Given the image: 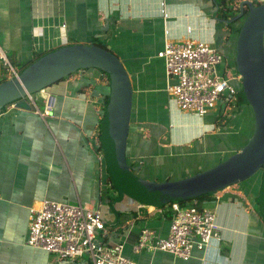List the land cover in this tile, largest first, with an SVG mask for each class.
Here are the masks:
<instances>
[{"label":"crops","instance_id":"0c3cea01","mask_svg":"<svg viewBox=\"0 0 264 264\" xmlns=\"http://www.w3.org/2000/svg\"><path fill=\"white\" fill-rule=\"evenodd\" d=\"M217 9L213 0H0V49L25 67L35 49L106 46L126 69L133 90L127 163L139 167L144 179L179 180L239 151L253 132L246 104L239 106L237 121L230 118L222 127L216 126L222 110L204 117L184 113L166 91L164 62L156 55L165 43L186 40L207 43L222 54L219 72L231 69L238 89L234 65L240 22L226 23ZM107 92L100 72L88 69L34 95L31 111L8 105L0 112V264H90L84 256L64 260L27 246L30 209L43 200L98 211L108 227L97 239L122 244L135 264H264V220L254 201L258 176L203 202L216 215L219 242L193 251L188 261L158 251L133 253L143 229L166 235L167 207L155 211L108 183L98 138Z\"/></svg>","mask_w":264,"mask_h":264},{"label":"water","instance_id":"95a60500","mask_svg":"<svg viewBox=\"0 0 264 264\" xmlns=\"http://www.w3.org/2000/svg\"><path fill=\"white\" fill-rule=\"evenodd\" d=\"M244 6L249 12L237 34L234 71L240 77L237 90L243 93L245 104L252 110L253 132L239 151L210 169L179 180L154 181L142 178L139 167L127 163L132 85L118 57L97 43L69 44L51 49L21 69L17 77L0 83V112L8 105L31 111L34 95L73 73L88 69L103 72L108 77L109 93L99 147L103 151L106 175L120 195L144 206L160 208L168 203L213 196L258 176L257 197L264 220V3L254 6L250 0L240 2L239 15L226 23L239 22Z\"/></svg>","mask_w":264,"mask_h":264},{"label":"built area","instance_id":"2783aa9c","mask_svg":"<svg viewBox=\"0 0 264 264\" xmlns=\"http://www.w3.org/2000/svg\"><path fill=\"white\" fill-rule=\"evenodd\" d=\"M258 1L264 3V0ZM156 56L164 62L166 91L179 111L204 117L238 103L239 92L231 81L233 78L221 75L218 70L224 56L209 44L192 40L167 42ZM0 62L4 78L17 77L19 70L1 49ZM53 102L54 98L49 97L48 111ZM166 207L168 211L163 218L169 222L166 235L143 229L132 247L133 253L158 251L188 261L193 251L202 252L212 241H220L213 211L193 203H171ZM106 232L98 211L82 204L43 200L30 209L26 244L64 260L87 255L90 264H135L124 255L122 244L110 245L97 239Z\"/></svg>","mask_w":264,"mask_h":264},{"label":"trees","instance_id":"16d2710c","mask_svg":"<svg viewBox=\"0 0 264 264\" xmlns=\"http://www.w3.org/2000/svg\"><path fill=\"white\" fill-rule=\"evenodd\" d=\"M243 0H213V2H214V4H215V6L218 8V15L219 16H222V17H224L225 19H229V20H231L232 18H234V17H236L237 15H239V13H240V7H239V4H240V2H242ZM251 1V3L254 5V6H259V5H261V4H263L262 2H260V1H258V0H250ZM248 12H249V9H248V7L247 6H244V8H243V15H242V19H244L245 17H246V15L248 14ZM235 22H237V21H235ZM239 31V30H238ZM95 44H96V42H95ZM97 45H99V46H101V47H103V48H106V46H104L103 44H99V43H97ZM40 57V55L39 56H36V57H34V60L33 61H35L37 58H39ZM8 58V57H7ZM9 59V58H8ZM9 61H10V59H9ZM11 62V61H10ZM13 65H15V63H14V61L13 62H11ZM32 63V62H31ZM23 69V68H22ZM98 71V70H97ZM100 72V71H99ZM100 75H101V80L103 81V83H106V87H107V91L109 92V83H108V77H107V75L105 74V73H103V72H100ZM6 80H8V79H6V78H0V83H2V82H4V81H6ZM108 92H107V95L104 97V101H103V104H104V106L106 107V104H107V99H108ZM241 103L242 104H245V101L243 100V93H241V96H239V99H238V103H237V105L238 106H240L241 105ZM221 113V112H220ZM218 114L217 116V124H216V126H225V124L223 125V120L225 119L224 117H223V114H225V113H223V114ZM99 124H100V127H101V124H102V118H101V120L99 121ZM100 127H99V132H98V138L100 139V134H101V132H100ZM101 151H102V149H101V147H99V153H101ZM108 183L110 184V186L113 188V189H115L116 190V188H115V186H114V184H113V182H112V180L110 179V178H108ZM213 196H208V195H205V196H201V197H199V198H197V199H195V200H193V201H187V202H178L180 205H188V204H195V206L196 207H199V208H201V207H203V202L204 201H209L211 198H212ZM254 201H258V197H256L255 198V200ZM169 204H171V203H168V204H166L165 206H162V207H160V208H163V207H166V206H168ZM160 208H158V209H160Z\"/></svg>","mask_w":264,"mask_h":264},{"label":"rangeland","instance_id":"374dc122","mask_svg":"<svg viewBox=\"0 0 264 264\" xmlns=\"http://www.w3.org/2000/svg\"><path fill=\"white\" fill-rule=\"evenodd\" d=\"M242 21H243V19L241 18L240 21H239V22H240V26H241V22H242ZM54 49H55V48H54ZM35 51H36V52L34 53V55H35L34 57L39 56V55L41 54L38 50L35 49ZM42 52L47 53L48 50H46V51H42ZM45 53H44V54H45ZM40 56H41V55H40ZM33 60H34V59H33ZM32 62H33V61H32ZM222 65H223V64H222ZM222 65H221V66H222ZM15 67H16V69L19 70V71H20L22 68H24V67H23V64H22L21 62H17V63H15ZM218 70H219V68H218ZM230 70H231V69H230ZM230 70L225 68V71H226V72H225V76H226V77H230V76H232L233 71L231 70V71H232V73H231ZM219 73H220V72H219ZM74 74H76V73H73L72 75H74ZM220 74H221V73H220ZM221 75H222V74H221ZM108 83H109V82H108ZM105 85H106V83H105ZM38 94H39V93H38ZM38 101H39V99H38ZM247 106H248V105H247ZM38 107H40L39 104H38ZM232 108H235V109H234V110H235L234 114H231L230 111H229V112L226 111V112H225V116H223L224 118H226L227 113L230 114V115H229L230 117H229L228 119L226 118V120H225V119L223 120V123H224L225 125H227V124L229 125L231 119H232L233 121H237V120L239 119V117L237 116V115L240 114V113L237 114V110H238L239 106H238L237 104H233V105H232ZM224 111H225V108L222 109V111H221L220 114H223ZM236 114H237V115H236ZM230 118H231V119H230ZM222 160H223V159H222ZM103 192H105V191H103ZM251 197H252V196L249 194V198H251ZM154 209H155V211H157V210H156L157 208H154ZM166 210L168 211L167 208H166ZM100 240H101V239H100ZM100 240H99V241H100ZM100 242H101V241H100ZM84 257H87V255H84Z\"/></svg>","mask_w":264,"mask_h":264}]
</instances>
